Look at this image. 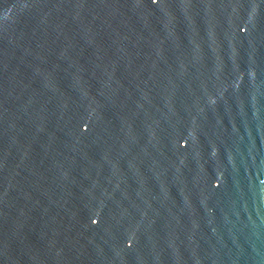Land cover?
I'll return each instance as SVG.
<instances>
[{
	"label": "water",
	"instance_id": "obj_1",
	"mask_svg": "<svg viewBox=\"0 0 264 264\" xmlns=\"http://www.w3.org/2000/svg\"><path fill=\"white\" fill-rule=\"evenodd\" d=\"M0 264H264V0H0Z\"/></svg>",
	"mask_w": 264,
	"mask_h": 264
}]
</instances>
